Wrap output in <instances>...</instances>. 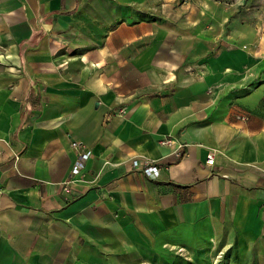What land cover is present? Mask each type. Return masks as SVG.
Here are the masks:
<instances>
[{"label":"crops","instance_id":"0c3cea01","mask_svg":"<svg viewBox=\"0 0 264 264\" xmlns=\"http://www.w3.org/2000/svg\"><path fill=\"white\" fill-rule=\"evenodd\" d=\"M125 7L0 0L11 12L0 42L18 68L0 87V264H178L177 248L227 251L232 241L235 262L264 264L258 72L235 80L188 64L175 81L162 57L142 54L143 81L122 82L114 68L132 58L117 50L139 37L135 25L111 26ZM72 140L90 156L64 193Z\"/></svg>","mask_w":264,"mask_h":264},{"label":"rangeland","instance_id":"374dc122","mask_svg":"<svg viewBox=\"0 0 264 264\" xmlns=\"http://www.w3.org/2000/svg\"><path fill=\"white\" fill-rule=\"evenodd\" d=\"M124 1L123 13L111 26L116 27L121 22L135 25L139 37L132 35L130 43L117 50L120 55L132 58L131 61L118 62L119 67L114 68L120 81L132 85L141 83L144 71L140 67V56L154 54L164 59L163 68L173 72L175 81L186 77L183 69L190 64L196 66V73L200 68L204 71L206 66L212 65L216 76L228 68L226 75L235 80L257 71L254 81L264 85V0ZM10 13L0 11V36L7 34L5 26L11 19ZM23 16L25 20L30 18L25 13ZM37 20L44 22L41 16ZM52 40V43L56 41L55 38ZM59 51L72 53L74 50H65L64 47L52 50L53 54ZM12 52L9 44L0 42V87L4 92L12 87L14 76L18 74V68L10 59ZM230 84L234 83L230 81ZM218 247L212 245L207 253L195 255L184 248H177L174 252L178 264H238L234 261L233 241L227 251ZM246 260L244 264H253L252 256Z\"/></svg>","mask_w":264,"mask_h":264},{"label":"built area","instance_id":"2783aa9c","mask_svg":"<svg viewBox=\"0 0 264 264\" xmlns=\"http://www.w3.org/2000/svg\"><path fill=\"white\" fill-rule=\"evenodd\" d=\"M242 118V117H241ZM168 140L163 139L161 142H167ZM70 147L75 151V157L71 163L67 177L60 182V189L64 193L70 192V184L75 181L82 173L85 161L89 158L90 152L84 149L80 144L74 140L70 142ZM205 163L211 165L213 163V153H209L206 156ZM131 166L135 170H139L148 178H155L158 176V166L147 161L132 160Z\"/></svg>","mask_w":264,"mask_h":264},{"label":"trees","instance_id":"16d2710c","mask_svg":"<svg viewBox=\"0 0 264 264\" xmlns=\"http://www.w3.org/2000/svg\"><path fill=\"white\" fill-rule=\"evenodd\" d=\"M221 1H224V2H230L231 0H221Z\"/></svg>","mask_w":264,"mask_h":264}]
</instances>
